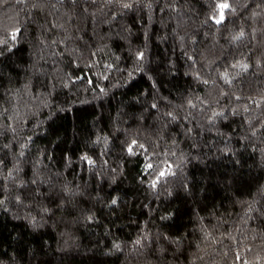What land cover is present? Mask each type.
Instances as JSON below:
<instances>
[{
  "label": "trees",
  "instance_id": "obj_1",
  "mask_svg": "<svg viewBox=\"0 0 264 264\" xmlns=\"http://www.w3.org/2000/svg\"><path fill=\"white\" fill-rule=\"evenodd\" d=\"M0 264H264V0H0Z\"/></svg>",
  "mask_w": 264,
  "mask_h": 264
},
{
  "label": "snow or ice",
  "instance_id": "obj_2",
  "mask_svg": "<svg viewBox=\"0 0 264 264\" xmlns=\"http://www.w3.org/2000/svg\"><path fill=\"white\" fill-rule=\"evenodd\" d=\"M124 7H129V5L125 4ZM217 8L220 10V18H219V19H216L215 22H216L217 24H219V23H221V22L223 21V19H224V10L227 9V8H229V4L226 3V2H224V3H218V4H217ZM241 35H243V33H241ZM15 36H16V33H13V34H12L13 39H15ZM142 55H143V54L141 53L139 58H142ZM129 151L131 152V148H129ZM82 159H87V157H82ZM88 163H89V164H92L93 161L88 160ZM164 175H165L164 172H161V173H160V176H161V177H163ZM153 187H155V182L153 183ZM113 203H115V201H113ZM137 243H138V242H137Z\"/></svg>",
  "mask_w": 264,
  "mask_h": 264
}]
</instances>
